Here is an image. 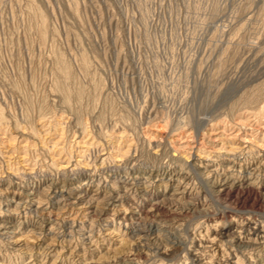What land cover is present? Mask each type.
<instances>
[{
	"label": "rangeland",
	"instance_id": "1",
	"mask_svg": "<svg viewBox=\"0 0 264 264\" xmlns=\"http://www.w3.org/2000/svg\"><path fill=\"white\" fill-rule=\"evenodd\" d=\"M0 264H264V0H0Z\"/></svg>",
	"mask_w": 264,
	"mask_h": 264
}]
</instances>
